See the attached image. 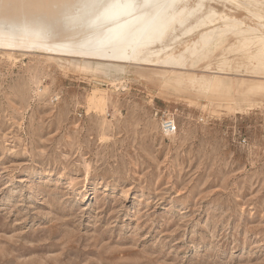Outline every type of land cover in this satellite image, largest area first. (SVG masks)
Segmentation results:
<instances>
[{
  "label": "rangeland",
  "instance_id": "1",
  "mask_svg": "<svg viewBox=\"0 0 264 264\" xmlns=\"http://www.w3.org/2000/svg\"><path fill=\"white\" fill-rule=\"evenodd\" d=\"M27 1H1L0 20L26 14ZM208 6L257 24L237 4ZM5 30L0 264H264L255 47L240 50L228 32L183 65H129L83 54L63 32L39 43Z\"/></svg>",
  "mask_w": 264,
  "mask_h": 264
},
{
  "label": "bare ground",
  "instance_id": "2",
  "mask_svg": "<svg viewBox=\"0 0 264 264\" xmlns=\"http://www.w3.org/2000/svg\"><path fill=\"white\" fill-rule=\"evenodd\" d=\"M213 1L29 0L17 6L26 14L1 19L0 27L6 29L5 34H18L39 43L63 32L65 44L86 55L112 57L129 65L170 66L183 65L184 53L195 59L206 56L224 43V34L231 32L238 37L240 50L255 47L249 59L256 60L257 67L264 70V33L260 32L264 29V12L249 9L264 0H220L246 10L257 21L254 27L244 26L242 20L210 6L206 8V3ZM31 6L36 9H26ZM200 28L204 31L197 33L196 40H184ZM176 46L183 51H176ZM219 63L222 71L226 60Z\"/></svg>",
  "mask_w": 264,
  "mask_h": 264
},
{
  "label": "built area",
  "instance_id": "3",
  "mask_svg": "<svg viewBox=\"0 0 264 264\" xmlns=\"http://www.w3.org/2000/svg\"><path fill=\"white\" fill-rule=\"evenodd\" d=\"M161 128L165 134H172L176 130L173 120H171L169 117L163 118Z\"/></svg>",
  "mask_w": 264,
  "mask_h": 264
}]
</instances>
